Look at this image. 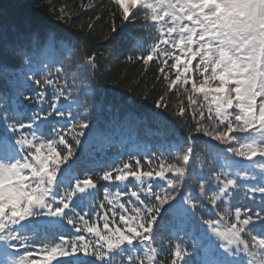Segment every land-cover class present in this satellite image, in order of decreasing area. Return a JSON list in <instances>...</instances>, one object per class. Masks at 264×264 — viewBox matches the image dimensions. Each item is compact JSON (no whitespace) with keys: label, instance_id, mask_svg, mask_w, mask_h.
<instances>
[{"label":"snow or ice","instance_id":"6c2138e0","mask_svg":"<svg viewBox=\"0 0 264 264\" xmlns=\"http://www.w3.org/2000/svg\"><path fill=\"white\" fill-rule=\"evenodd\" d=\"M50 10L65 23L94 12L80 27L89 35L106 14L108 40L120 35L117 19L121 31L125 22L147 29V53L128 60L145 69L156 61L155 83L143 97L155 95L154 106L169 111L175 89L172 114L187 134L100 172L82 167L88 145L105 143L89 135L92 116L105 107L95 83L72 73L69 84L56 55L58 45L66 47L62 38L0 23V47L29 65L14 96L0 92V264H264V0H81L71 12ZM9 34L22 39L13 46ZM101 59L104 53L86 55L83 71ZM24 102L36 106L31 115ZM201 136L223 146H208L207 172L197 155ZM193 176L198 192L188 184ZM101 181L113 188L98 199ZM165 216L174 221L167 241ZM65 226L75 234L66 236ZM206 236L214 243H204Z\"/></svg>","mask_w":264,"mask_h":264},{"label":"trees","instance_id":"16d2710c","mask_svg":"<svg viewBox=\"0 0 264 264\" xmlns=\"http://www.w3.org/2000/svg\"><path fill=\"white\" fill-rule=\"evenodd\" d=\"M80 2L81 0H0V13H3L0 15V23L22 22L27 30L39 32L41 39L45 33H53L58 38H62L70 50L69 57L63 55L59 57L65 71L79 64L85 67V57L88 54L104 53V59H101L97 69L88 67L87 72L83 73L89 83H95L97 99L102 100L105 105L102 110H98L92 116L89 135H102L105 137V143L93 142L88 145L83 154V159L88 163L82 167L94 168L96 172H100L109 165L119 163L120 159H126L130 153H136L137 151L127 149L131 145H143L141 153H154L169 148L181 137H185L187 133L185 126L172 114L179 106V97L172 94L175 89L169 92L172 105L169 111L154 106L155 95L150 96L147 100L143 97L145 85L151 89L155 83L156 61H150L145 69L142 61L128 60L129 56L147 53L152 43L148 30L141 28L138 24L125 22L127 26L121 31L120 21L117 19V31L120 32V35L115 40H108L104 39L102 35L108 31L109 26V18L106 14H101V21L96 22L95 30L89 35L87 30L81 32L80 27L94 18V12L80 11L79 15L71 17L74 23H65L58 20L50 10V5H63L66 7V11L71 12L72 8L78 7ZM84 2L86 3L87 0ZM93 2L104 3L106 0H93ZM112 35L116 34L112 33ZM8 39L15 46V42L22 37L9 34ZM137 40L141 41L142 46L137 45ZM193 63L195 64V61ZM25 66L26 63L22 57L12 54L11 49L4 51L0 47V92L6 93L10 98L15 95L16 88L21 86L16 71L22 70ZM141 80L144 81V84L137 88L136 85ZM69 84L71 83L69 82ZM25 91L29 95L33 94L30 89H25ZM160 91L162 92L163 88ZM76 94L74 93V95ZM19 99L23 100L22 97ZM113 100H118L120 103L112 105ZM24 104L27 106L28 115H31L36 106L27 102ZM127 120L129 123L126 122ZM187 123L189 125L193 123L191 117L188 118ZM4 131L3 125L0 124V133ZM87 138L86 136L84 139ZM122 140L128 144L122 146ZM209 145L223 147L218 142L212 141L210 137L201 136V142L197 145V155L199 161L204 165V172H207L213 163L209 158ZM76 155H81V152L78 150ZM174 158L175 152H172L170 159L174 160ZM199 171L198 164L197 172ZM78 174L83 177L89 173L81 171ZM167 175H171V173H167ZM198 183V176H193L188 181L189 186L196 192H198ZM105 186L113 188L111 182H99L97 185L98 199H103ZM185 191V189H181V192ZM172 223L174 221L170 216L164 217L161 227L162 240L169 239ZM73 234L75 233L65 226V235ZM51 236L52 233L49 231V237L51 238ZM42 238H44L43 230L39 233L37 247H39V239ZM214 241L215 238L211 236L204 238L206 244H212ZM58 259L66 258L58 257Z\"/></svg>","mask_w":264,"mask_h":264},{"label":"rangeland","instance_id":"374dc122","mask_svg":"<svg viewBox=\"0 0 264 264\" xmlns=\"http://www.w3.org/2000/svg\"><path fill=\"white\" fill-rule=\"evenodd\" d=\"M57 53H58V54H62V55H64V57H69V55H70V50H69L68 48H66V47L61 48V47H59V45H58V46H57ZM41 56H43L42 53H41ZM43 58H44V57H43ZM83 68H84V67H83L82 65H80V64H79V65H76V66H72L69 70L66 71V72L68 73V76L65 77V78H67L68 81H69L70 83H72V73H75L77 78H81V77H83V78L85 79V77H84V75H83V73H84ZM24 71H27V70H24ZM24 71H23V72H24ZM19 76H20V78L22 79V75L20 74ZM21 81H22V80H21ZM126 122L129 123V120H127ZM132 126H133V123H132Z\"/></svg>","mask_w":264,"mask_h":264}]
</instances>
